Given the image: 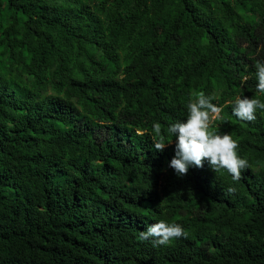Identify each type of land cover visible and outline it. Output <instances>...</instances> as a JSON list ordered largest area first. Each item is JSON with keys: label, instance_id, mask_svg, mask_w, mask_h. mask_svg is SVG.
<instances>
[{"label": "trees", "instance_id": "obj_1", "mask_svg": "<svg viewBox=\"0 0 264 264\" xmlns=\"http://www.w3.org/2000/svg\"><path fill=\"white\" fill-rule=\"evenodd\" d=\"M258 60L264 0H0V264H264V112L229 103L264 101ZM200 91L238 181L164 175L152 125ZM162 219L186 237L138 239Z\"/></svg>", "mask_w": 264, "mask_h": 264}, {"label": "clouds", "instance_id": "obj_2", "mask_svg": "<svg viewBox=\"0 0 264 264\" xmlns=\"http://www.w3.org/2000/svg\"><path fill=\"white\" fill-rule=\"evenodd\" d=\"M257 93L264 94V62L256 61ZM215 95H206L205 92H194L186 104L187 113L167 125L163 122H154L153 145L155 150L163 152L166 148L175 146V153L168 152L165 157L171 158L166 173L185 179L190 167L203 168L205 161L210 168L221 173L226 170L233 181L241 179L242 170L249 167L247 158L238 153L239 143L229 133H219L212 130L213 122L221 116L223 109L212 101ZM232 106L234 117L241 121H255L257 111L264 112V101L257 97L237 95ZM166 128V129H165ZM166 138L169 140L166 143ZM163 175V176H164ZM235 188L229 186L226 194H233ZM187 233L179 223H169L160 220L151 224L146 230L139 233L138 239L148 241L152 239L154 246L168 245Z\"/></svg>", "mask_w": 264, "mask_h": 264}]
</instances>
